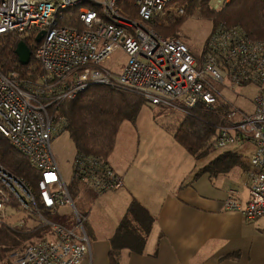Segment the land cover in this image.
Returning a JSON list of instances; mask_svg holds the SVG:
<instances>
[{"label":"built area","instance_id":"obj_1","mask_svg":"<svg viewBox=\"0 0 264 264\" xmlns=\"http://www.w3.org/2000/svg\"><path fill=\"white\" fill-rule=\"evenodd\" d=\"M187 1L193 0H132L137 10L133 16L123 10L124 0H0V36L12 33L25 40L44 31L34 50L43 70L36 81L0 69V142L7 138L40 173L35 192L31 183L0 161V222L8 223L7 210L12 209L10 215H20L13 226L49 227L47 235L35 237L16 253L15 264H82L88 257L87 217L74 203L53 142L65 132L64 120H56L57 108L91 84L130 89L152 105L184 114L198 105H223L225 123L218 128L215 149L253 144L245 172L249 200L242 207L236 199L239 192L231 190L226 206L241 211L249 222L264 216V40L253 39L241 26L218 25L199 63L180 37L162 36L149 26L174 4L183 14L180 4ZM215 1L214 7L220 8L231 0ZM68 9L75 12L72 25L64 22L72 14ZM116 49L128 55L118 71L102 64ZM250 84L259 89L252 112L222 95L225 87L236 91ZM72 180L98 194L125 185L123 175L109 161L84 153L76 154ZM66 204L74 209L73 227L46 217ZM30 221L37 225L31 227Z\"/></svg>","mask_w":264,"mask_h":264},{"label":"crops","instance_id":"obj_2","mask_svg":"<svg viewBox=\"0 0 264 264\" xmlns=\"http://www.w3.org/2000/svg\"><path fill=\"white\" fill-rule=\"evenodd\" d=\"M154 141L153 136L144 140L142 153L122 164L119 157L113 162L109 157L124 177L125 191L154 217L143 252L124 248L117 264H264V216L249 222L241 211L226 206L231 190L239 192L236 199L242 207L249 200L245 172L250 159L243 161L241 150L249 151L251 157L253 144H242L245 148L241 150L233 147L236 145L221 149L218 155L228 153L236 163L218 173H199L218 155L201 166V159L190 154L175 136L173 145H162L160 149ZM92 191L93 205L109 207L108 199L118 196L132 200L128 193L118 194V190L103 194ZM100 208L87 206V214L83 213L89 218L91 247L82 264H113L110 238L125 213L117 212L118 218L110 222L107 215L112 212L102 218L98 215Z\"/></svg>","mask_w":264,"mask_h":264},{"label":"trees","instance_id":"obj_3","mask_svg":"<svg viewBox=\"0 0 264 264\" xmlns=\"http://www.w3.org/2000/svg\"><path fill=\"white\" fill-rule=\"evenodd\" d=\"M124 1L122 4H125L126 9L135 14L137 10L132 5V0ZM210 1L193 0L190 3L198 2L197 6L201 15L211 19L214 28L223 25L227 27L241 26L253 39L264 40V0H231L217 8L219 10L213 9L210 6ZM195 8L193 7V11H187V14L181 18H171V24L168 27L177 30L185 16L192 15L197 10ZM128 11L125 12L128 13ZM66 12L69 14L71 11L68 9ZM71 13L66 15L67 18L64 20L66 24L72 25L75 21V12L72 11ZM154 21L156 20L153 19L150 24ZM168 27H161L156 31L159 34L163 33L161 35L165 37H179L175 31L170 36L162 32L164 28ZM19 41L20 38L12 33L0 36V69L2 71L13 70L18 73L22 80L36 81L43 72L34 55V50L39 42L36 41V37L33 35L25 37L26 43L32 50V57L28 65H23L19 62V58L15 53ZM206 42L207 40L205 44ZM202 61L203 56L201 61L198 60V62L201 63ZM146 102L140 93L130 89L91 84L80 92L76 98L65 100L59 105L56 111V120L58 122L64 120V122H61L64 131L70 135L77 153L89 154L109 161V157L117 145L121 124L125 120L134 121L142 105ZM221 106L223 105H215L214 107L198 105L187 114L174 109L183 115L174 136L196 159L208 156L215 149L214 141L218 128L225 123L226 108ZM0 161L11 173L31 183L34 191L37 192L40 173L30 165L26 156L16 149L7 138H2L0 142ZM235 163L236 160L232 158V155L222 153L201 168L199 173H218L219 171H225ZM40 207H42L41 204ZM153 224V215L134 198L110 238L112 263L117 264L119 252L124 248L142 253ZM29 225L35 227L37 223L30 221ZM40 232H42L41 228L25 230V227L0 222V264H15L16 253L22 251L27 243L35 237L44 235ZM13 258L14 260H12Z\"/></svg>","mask_w":264,"mask_h":264},{"label":"rangeland","instance_id":"obj_4","mask_svg":"<svg viewBox=\"0 0 264 264\" xmlns=\"http://www.w3.org/2000/svg\"><path fill=\"white\" fill-rule=\"evenodd\" d=\"M215 4V0L210 1V6L213 7V9L215 8ZM180 5L184 6L185 13L181 14L177 12L176 6L174 4L168 7L165 13L160 15L156 19V21L149 24V26H151L155 30H159V28L165 26L168 27L171 24V18H181L185 14H187V11H193V7H196L195 10H197L192 15L185 16V19L180 23L177 30H173L171 27H168L164 28V31L162 32H164L165 34L167 33L166 35L170 36L173 35L172 32L175 31L183 41L189 44L193 55L199 61H201L205 41L208 39L207 37H209L211 31H213L214 23L211 19L201 15L200 10H198L199 7L197 6L198 2H194L191 4L190 1H187L182 2ZM122 8L124 11H128L124 4L122 5ZM215 9L219 10L217 8ZM128 13L132 14L133 16L137 15L136 13L133 14L132 11H128ZM127 60L128 55L126 54V52L122 49H116L106 60H104L102 64L105 68L118 71L127 62ZM258 92V87L254 84H250L236 88V91H232L229 88L225 87L222 91V95L227 100L234 103L236 106L252 112L254 109L253 99L258 95ZM182 118L183 115L178 113V111L176 112L174 109H171V107L162 105L155 106L148 102L144 103L139 110L137 118L134 121L125 120L121 124L117 139V147L110 156L111 161L113 160V158L117 160V158L119 157V162L122 164L126 160L128 161L129 158H134L133 156H139L142 153V149L140 147L141 143H143L144 140H148L150 136H153L155 138L153 145L155 147L160 146L159 149L162 148V145H173V135L179 127ZM233 147L238 150L245 148L244 145H236ZM220 150L221 149H214L212 153L199 161V165L202 166L208 163L215 156H217L219 152H221ZM53 151L65 181L69 185L70 189L72 187L71 191L74 203L79 211H83H80L81 213L85 212V214H87V211L85 210L87 206H89L90 209L94 206L95 208L101 207L98 215L102 218L103 214L112 212V214L107 215L108 221L110 222H113L115 221V218H118L117 215L115 216L117 212L124 211L123 215L124 213H126L132 200L134 199L129 192L125 191L127 190V187L122 188V190H118V194L128 193L130 195L129 197L132 198L131 202H129V200L127 201L123 196L112 197L108 199L109 207H103V204L98 205V203H94L93 205V200L90 199V197L93 196V191L90 188L86 187L83 183L72 181L73 165L77 150L68 132H63L54 140ZM241 151L243 152V161H248L250 159V152L244 150ZM238 164L240 165V163ZM101 200L102 199H100V201ZM59 208L60 209L56 213L47 214L46 217L56 223L66 222L69 226L73 227L76 223V218L74 217L75 213L72 205L66 204L60 206ZM11 213H14L13 210L8 209L5 220L8 223L14 224L15 220H17L20 215L17 213L13 216H10ZM88 224L89 218L84 222L85 228L89 233ZM117 225L118 224H116L115 228L117 227ZM48 231L49 227H44L43 225L42 232H40V234L43 233L44 235H47L46 233ZM12 260H14V258Z\"/></svg>","mask_w":264,"mask_h":264},{"label":"water","instance_id":"obj_5","mask_svg":"<svg viewBox=\"0 0 264 264\" xmlns=\"http://www.w3.org/2000/svg\"><path fill=\"white\" fill-rule=\"evenodd\" d=\"M44 31H41L36 36V41L40 42L43 37ZM15 53L19 58V62L23 65H28L31 61L32 50L25 40H20L16 46Z\"/></svg>","mask_w":264,"mask_h":264},{"label":"bare ground","instance_id":"obj_6","mask_svg":"<svg viewBox=\"0 0 264 264\" xmlns=\"http://www.w3.org/2000/svg\"><path fill=\"white\" fill-rule=\"evenodd\" d=\"M213 29H214V28H213ZM211 32H212V31H211ZM210 34H211V33H210ZM210 34H209V35H210ZM207 38H208V37H207ZM207 40H208V39H207ZM72 181L75 182V180H72ZM73 184H74V183H73ZM76 185H77V184H76ZM76 185H75V186H76ZM71 189H72V187H71ZM120 189H121V188H120ZM91 190H92V189H91ZM118 190H119V189H118ZM41 208H42V207H41ZM59 209H60V208H58V210H59ZM78 210H79V209H78ZM80 211H81V210H80ZM81 212H83V211H81Z\"/></svg>","mask_w":264,"mask_h":264}]
</instances>
